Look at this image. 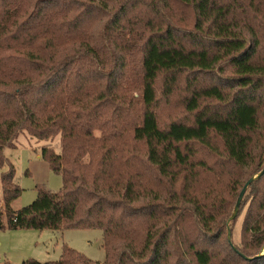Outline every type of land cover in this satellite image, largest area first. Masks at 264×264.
<instances>
[{"label":"trees","instance_id":"16d2710c","mask_svg":"<svg viewBox=\"0 0 264 264\" xmlns=\"http://www.w3.org/2000/svg\"><path fill=\"white\" fill-rule=\"evenodd\" d=\"M262 1L0 0V150L22 131L60 134V152L40 156L62 177L14 210L20 188L1 175L0 228H99L105 251L93 261L63 243L59 259L22 264H264V173L240 201L239 241L227 235L240 190L264 167ZM158 81L167 98L185 84L190 123L159 124Z\"/></svg>","mask_w":264,"mask_h":264},{"label":"rangeland","instance_id":"374dc122","mask_svg":"<svg viewBox=\"0 0 264 264\" xmlns=\"http://www.w3.org/2000/svg\"><path fill=\"white\" fill-rule=\"evenodd\" d=\"M109 1L111 5L114 4L113 0ZM260 4L263 7V1ZM139 10L145 11V7L140 5V8L138 7L137 11L139 12ZM182 11L183 10L180 12L179 9L175 10L177 17L181 18L183 16ZM94 14L95 12L89 15ZM103 22L104 20L101 19L99 25L92 23L90 24V27L93 28L94 31L100 32L102 30ZM128 66L130 76L135 80V83L138 86L139 68L136 61V54L131 55V61L128 63ZM90 76L92 77V74ZM133 79L130 80L132 81ZM157 85V103L155 111L159 124L161 126H166L172 120L190 123L193 118V113L187 112L182 103L185 84L182 83V81L179 82L177 85L178 87L168 98L162 94L159 81L157 82ZM123 89H125L124 84ZM114 92L116 95H120L121 93L119 89ZM124 92L130 96L133 95V97H137L135 90L133 91V94L127 91ZM115 99L114 96L107 98L108 102H115ZM133 101L134 103L128 107L130 111L127 113L126 122H124L127 129L129 128L130 123L135 119V114L138 111V103L135 100ZM121 107L123 109L122 103ZM261 116V120L264 121V113H261ZM94 133L99 135L98 131ZM43 146H50L56 152H60V134L46 140H37L30 136L26 131H22L17 136L13 145L4 146L0 150V177L5 173L12 172V180L20 188L19 196L11 202V207L14 210L28 205L36 198L37 186L40 185L52 191H57L62 185L61 175L52 171L48 163L40 156V150ZM195 147L197 149L196 145ZM200 152L204 154L203 152H205V150L201 149ZM211 158L212 165L217 171L225 172L227 170V166L222 165L225 163L220 160V157L210 156L207 160L211 161ZM144 176L148 182L154 180L153 172L145 173ZM202 177H204L206 179L205 182L208 183H211L214 180L209 173L203 174ZM217 186L219 187L218 189L222 191V195L227 196L225 191L228 190V188L221 184H217ZM0 207H2L1 187ZM243 213L244 208L242 214L237 213V215L232 218L233 220L229 222V238H231L233 243L239 241V230ZM186 225L187 228H190L191 232V224L186 223ZM223 233L224 238L225 230ZM189 236L190 239L196 238L191 235ZM102 242V230L99 228H68L62 230L0 228V264H22L26 259H36L40 262L57 260L61 255V247L63 243L74 248L85 257L93 261L101 262L105 259V251Z\"/></svg>","mask_w":264,"mask_h":264},{"label":"water","instance_id":"95a60500","mask_svg":"<svg viewBox=\"0 0 264 264\" xmlns=\"http://www.w3.org/2000/svg\"><path fill=\"white\" fill-rule=\"evenodd\" d=\"M264 173V167L253 177H250L246 182L245 184L243 185L242 189L240 190L239 194H238V197L236 198V202H235V205H234V208H233V212L230 216V219L234 218L237 211H238V208H239V204H240V201L249 185V183L251 181H253L255 178H258L260 177L262 174ZM228 239H229V231H228ZM256 256H260V254L256 255Z\"/></svg>","mask_w":264,"mask_h":264}]
</instances>
